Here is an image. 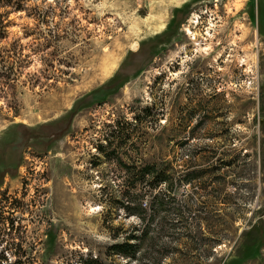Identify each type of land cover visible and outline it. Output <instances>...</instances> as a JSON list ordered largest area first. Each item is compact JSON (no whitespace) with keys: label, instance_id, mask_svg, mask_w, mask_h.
<instances>
[{"label":"rangeland","instance_id":"374dc122","mask_svg":"<svg viewBox=\"0 0 264 264\" xmlns=\"http://www.w3.org/2000/svg\"><path fill=\"white\" fill-rule=\"evenodd\" d=\"M23 5L0 39V264H264V0Z\"/></svg>","mask_w":264,"mask_h":264},{"label":"trees","instance_id":"16d2710c","mask_svg":"<svg viewBox=\"0 0 264 264\" xmlns=\"http://www.w3.org/2000/svg\"><path fill=\"white\" fill-rule=\"evenodd\" d=\"M24 0H0V8L4 9V11H0V39L5 37L7 33V27H8V15L11 11L14 10H21L24 9ZM148 170H155V165H148ZM154 182H156V185L159 183H162L166 180H168V174L161 171V173H158L156 176L152 178ZM157 196V195H156ZM155 196V197H156ZM147 234V233H145ZM136 238L137 235H134ZM145 236V235H144ZM138 245L131 242L126 241L124 243H119L113 246L114 251L118 254L127 255V256H134L136 253ZM80 264H101L98 259L89 258L86 259L84 262H81Z\"/></svg>","mask_w":264,"mask_h":264},{"label":"bare ground","instance_id":"6f19581e","mask_svg":"<svg viewBox=\"0 0 264 264\" xmlns=\"http://www.w3.org/2000/svg\"><path fill=\"white\" fill-rule=\"evenodd\" d=\"M138 46V45H137Z\"/></svg>","mask_w":264,"mask_h":264}]
</instances>
